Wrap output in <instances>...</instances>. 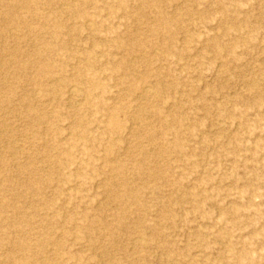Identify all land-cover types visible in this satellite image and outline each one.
I'll return each mask as SVG.
<instances>
[{
    "label": "rangeland",
    "instance_id": "rangeland-1",
    "mask_svg": "<svg viewBox=\"0 0 264 264\" xmlns=\"http://www.w3.org/2000/svg\"><path fill=\"white\" fill-rule=\"evenodd\" d=\"M0 264H264V0H0Z\"/></svg>",
    "mask_w": 264,
    "mask_h": 264
},
{
    "label": "bare ground",
    "instance_id": "bare-ground-1",
    "mask_svg": "<svg viewBox=\"0 0 264 264\" xmlns=\"http://www.w3.org/2000/svg\"><path fill=\"white\" fill-rule=\"evenodd\" d=\"M11 19H13L12 17H11ZM54 26H55V28H57L58 30L61 28V25L59 24V23H55V24H53ZM93 24L91 23V20L89 19H87V20H83V27H87V29H89V28H91V27H93L92 26ZM77 76H79V73H77ZM43 77L45 78V77H47L46 79H48L49 80V82H54V81H59V79H56L55 77H54V75L51 73V71L50 70H48L47 69V71L46 72H44L43 73ZM55 83V82H54ZM40 92V91H39ZM153 90L152 89H149V88H144L143 89V91H142V97L143 98H147L148 99V97L150 98L152 95H153ZM41 93H42V91H41ZM81 93V92H80ZM80 93H79V91H78V89L75 87V86H72V85H69L68 86V89H67V94H68V96L70 97V98H74V97H78L79 95H80ZM36 94H37V92H36ZM35 94V95H36ZM157 94V93H156ZM39 95V94H38ZM38 98H39V96H38ZM79 98V97H78ZM69 99V98H68ZM81 103V102H80ZM140 244V243H139ZM133 246L134 247H139L138 246V243H137V241H135L134 243H133ZM133 247V248H134Z\"/></svg>",
    "mask_w": 264,
    "mask_h": 264
}]
</instances>
